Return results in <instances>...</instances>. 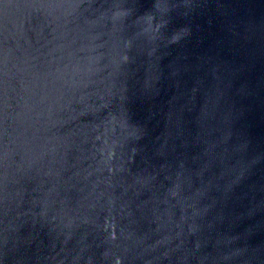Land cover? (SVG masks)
I'll list each match as a JSON object with an SVG mask.
<instances>
[{
  "label": "water",
  "instance_id": "1",
  "mask_svg": "<svg viewBox=\"0 0 264 264\" xmlns=\"http://www.w3.org/2000/svg\"><path fill=\"white\" fill-rule=\"evenodd\" d=\"M0 264H264V0H0Z\"/></svg>",
  "mask_w": 264,
  "mask_h": 264
}]
</instances>
